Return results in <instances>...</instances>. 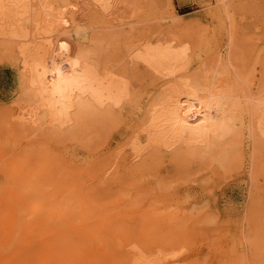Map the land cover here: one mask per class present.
Returning a JSON list of instances; mask_svg holds the SVG:
<instances>
[{"label": "bare ground", "instance_id": "6f19581e", "mask_svg": "<svg viewBox=\"0 0 264 264\" xmlns=\"http://www.w3.org/2000/svg\"><path fill=\"white\" fill-rule=\"evenodd\" d=\"M231 2L217 0L220 8L215 11L226 14L227 19L222 54L215 49L192 50L189 42L177 36L163 37L146 29L137 32L134 25L166 18L140 16L124 21L120 10L126 5L121 0H0V58L11 60L19 70L16 95L3 117L6 129L18 137L5 144L9 148L1 151V157L21 159L7 174L19 175L25 182L22 194L8 206L6 230L18 233L17 239L24 237L29 227L45 226L43 231L50 232L53 226L44 222V211L52 214L64 210L63 219L67 221L73 214L69 203L76 199L64 197L51 183L41 184L34 172L25 174V165L29 166L34 157L50 158L56 146L66 149L70 142L90 143L123 117L137 116L136 124L128 126L129 150L120 149L109 156L111 160H102L98 171L101 186L120 174L121 163H129L124 164L127 171L138 173L156 169L165 160L186 170L191 164L211 165L220 171L246 166L253 184L258 151L264 148V56L261 50L250 54L251 65L247 67L249 54L246 58L239 46ZM167 18L173 25L178 22L176 14ZM193 59L195 67L191 66ZM137 73L152 79L143 94L135 90ZM14 190L6 178L0 180V201H10L7 197L13 196ZM255 197L251 195L241 210L243 215L237 216V231H246L245 242L237 235L232 244L238 264H264V244L255 242L264 234V197ZM83 217L77 218L78 230L87 229L89 224V217V221ZM115 243L124 255V264H190L178 256L179 252L175 255L174 251L163 253L158 249L154 256L152 248L135 240L118 237ZM69 245L65 251L72 250Z\"/></svg>", "mask_w": 264, "mask_h": 264}, {"label": "rangeland", "instance_id": "374dc122", "mask_svg": "<svg viewBox=\"0 0 264 264\" xmlns=\"http://www.w3.org/2000/svg\"><path fill=\"white\" fill-rule=\"evenodd\" d=\"M121 1L126 5L120 10V12L123 11L121 14L124 21H135L140 16L142 18H166L134 25L137 32L146 29L152 33L156 31L155 34L159 33L163 37L177 36L176 39L189 42L192 50L204 49L208 51L215 49L223 52L222 54L225 53L227 19L226 14L215 12L216 9L220 8L217 0ZM231 3L239 28L238 33L240 35L237 37L239 46L242 47V51L244 50L245 57L248 54L250 57H246L248 67L252 60L250 54L261 50L264 56V0H232ZM237 11L241 12L238 13ZM121 14L119 15L121 16ZM171 14L177 16L178 22L175 25L171 24V20L167 18ZM251 46L255 48L253 49ZM194 60L191 61L192 67L197 65ZM18 71V66L11 60L0 58V180L4 181L6 178V181H10L15 189L14 195L7 197L10 201H0V264H50L51 261H53L51 264H124V255L117 250L115 243L118 237L123 240L132 239L142 246L152 248L154 256L157 255L158 249H162L161 252L163 253H172L173 251L177 253L175 255L180 253L178 256L181 255L180 258L190 264H238V258L232 252V244L237 235L239 238L243 237L241 240L245 242L246 231L243 230L241 233L240 230L237 231L236 224L239 222L237 216L238 214L243 215V213L240 214L241 210L244 206L246 208L251 195L256 196L255 198L261 197L263 200L264 148L258 151L260 157L256 165V176L253 184L249 181L246 166L241 170L220 171L216 167L213 169L214 166L211 165L191 164L188 165L190 167L188 170L182 168V171L180 169L182 166L178 165L180 168L177 169V165L165 160V164L159 165L158 169L142 170L138 173L127 171L125 165L129 163H121L120 174H118L120 177L117 175L109 183L101 186L98 171L103 163L112 159L116 151L123 148V150H129L128 126L136 124V115L123 117L124 120H120L119 124L106 128L107 130L105 129V132L101 133L102 135H98L92 142L85 144L86 148L83 143L84 147L77 142L67 143L66 149L54 144L56 153L50 158L43 160L34 157L29 162L30 167L26 164L23 169L25 174L34 172L41 184L51 183L58 191L62 192L64 197L76 199L69 203L70 208L72 207L69 210L73 214L66 221L63 215L64 210L55 211L52 214L44 211L43 220L45 223L52 224L51 231L45 233V226L29 227L30 229L24 230V237L21 239H17L18 233L6 230L8 225L5 221L10 208L8 206H11V200L18 199L20 193L22 194L24 191L25 185L21 176L13 177L7 174L14 170V163L20 162L21 159H17V156H10L7 159V156L4 157L5 159L1 157V151H6L9 148L5 144L12 143L18 137L15 132L12 133L11 131L12 135L6 129L3 119L5 113H8L10 109L9 101L14 98L18 89ZM135 78V90H139L143 94L144 87H148L152 79L142 73H137ZM119 125L121 126L119 127ZM105 140L106 142H104ZM92 143L98 145L94 146ZM111 154L112 157H109ZM58 163L60 165L56 168ZM45 165L53 168L47 169L48 166L45 167ZM54 165L56 166L54 167ZM52 169H54L53 171L57 169L55 171L57 174L49 171ZM1 171L7 175H3ZM67 171L70 172L69 175ZM72 171L75 172L72 173ZM51 172L54 174L52 175ZM214 172L218 173L214 175ZM62 174L68 178L67 181L64 180ZM94 181L97 182L94 183ZM87 202L88 204H86ZM84 203L86 207H83ZM78 217H83L86 221L89 217L87 229L78 230V227L75 228ZM216 223L220 227L214 228ZM10 227L11 224H9ZM199 227L201 228L199 229ZM254 228L253 226L252 229ZM252 229L251 232L254 235L256 229L253 231ZM262 235H260L262 239L259 238V241H255L256 244H264V234ZM68 244H70V249L74 251H65ZM57 253L61 254L62 257L58 256V258Z\"/></svg>", "mask_w": 264, "mask_h": 264}]
</instances>
